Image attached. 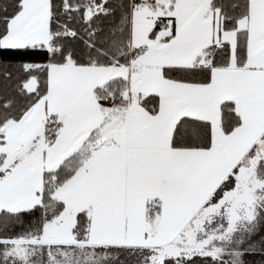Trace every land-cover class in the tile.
<instances>
[{
    "label": "snow or ice",
    "instance_id": "obj_1",
    "mask_svg": "<svg viewBox=\"0 0 264 264\" xmlns=\"http://www.w3.org/2000/svg\"><path fill=\"white\" fill-rule=\"evenodd\" d=\"M0 50V264L264 254V0H0Z\"/></svg>",
    "mask_w": 264,
    "mask_h": 264
},
{
    "label": "trees",
    "instance_id": "obj_2",
    "mask_svg": "<svg viewBox=\"0 0 264 264\" xmlns=\"http://www.w3.org/2000/svg\"><path fill=\"white\" fill-rule=\"evenodd\" d=\"M3 50H0L2 52ZM4 59H12L11 53L5 52L4 53ZM3 96V91H0V97ZM27 219V218H26ZM23 225H13L10 226L7 233L8 235L21 232L23 230ZM245 260L248 262V264H257V262L264 261V254H254V255H248L245 257ZM195 264H203V262L199 258H195Z\"/></svg>",
    "mask_w": 264,
    "mask_h": 264
}]
</instances>
